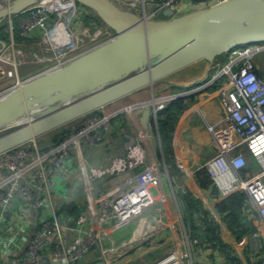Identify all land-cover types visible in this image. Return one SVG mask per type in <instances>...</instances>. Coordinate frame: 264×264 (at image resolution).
<instances>
[{
	"label": "built area",
	"instance_id": "built-area-1",
	"mask_svg": "<svg viewBox=\"0 0 264 264\" xmlns=\"http://www.w3.org/2000/svg\"><path fill=\"white\" fill-rule=\"evenodd\" d=\"M115 1L146 18L170 17L179 9V0ZM216 1L193 2L207 6ZM24 12L30 15L26 20L32 24L30 30H42L45 47L54 49L55 53L60 51L55 66L65 64L73 56L113 35L100 19L98 24L88 25L84 20L75 23L91 12L83 4L74 0H50L32 4L9 16L4 28L6 41L14 40L13 17ZM19 20L16 19L21 34L28 38L29 34L34 35L32 31L23 30ZM55 33L64 39L59 47L56 43L59 44L60 38H53ZM95 39L97 42L93 44ZM12 54L13 49L7 47L1 56L12 60ZM263 54L264 41L235 46L227 62L219 64V69L212 74L211 84L224 77L217 86L211 85L209 91L219 98L238 141L226 143L202 167L206 168L220 196L237 190L244 192L255 204L264 223V73L259 74L257 66L260 67V63L255 64V58H262ZM7 73V70L2 71L4 75ZM175 97L176 94L160 96L151 103L148 123L153 122L152 131L158 137V113ZM142 108L138 104L134 111L130 109L125 117L127 122L114 120L112 115L91 117L78 130L48 149L39 148L33 140V145L26 142L0 154V251L5 246L20 250L11 262L0 264H82L87 257H97L99 264L116 263L113 262L114 251L111 256L110 246L103 243L108 225L128 224L147 210L159 212L156 203L164 198L162 192L158 196L155 194L160 185V169L156 154L151 153L146 143L149 138L155 141L154 135L147 133L148 129H141ZM123 123H130L128 132L131 135L126 134ZM137 127L146 134L139 132ZM117 135L122 138L119 149L111 151L107 142ZM107 136L110 139L107 140ZM239 145H244L248 155L258 164L257 172L250 176L243 173L247 159L238 150ZM95 153L100 156L95 158ZM118 174L120 178H117ZM112 177L117 180L108 190L93 194L95 184ZM72 182L82 183L89 200V216L82 212L75 217L63 208L75 199ZM30 215L34 216L33 220ZM71 230L74 232L72 246L67 238V231ZM253 234L259 240L260 233ZM190 255V250L184 254L173 249L153 264H183ZM255 264H264V254Z\"/></svg>",
	"mask_w": 264,
	"mask_h": 264
},
{
	"label": "water",
	"instance_id": "water-1",
	"mask_svg": "<svg viewBox=\"0 0 264 264\" xmlns=\"http://www.w3.org/2000/svg\"><path fill=\"white\" fill-rule=\"evenodd\" d=\"M48 1H6L0 6V26L4 18ZM74 1L86 6L113 35L0 93V130L17 124L0 134V154L143 87L151 88L198 61L212 63L235 46L264 41V0H218L162 19L139 16L115 0ZM5 46L0 37V52ZM180 95L183 92L176 97ZM149 103L140 118L146 129Z\"/></svg>",
	"mask_w": 264,
	"mask_h": 264
},
{
	"label": "crops",
	"instance_id": "crops-1",
	"mask_svg": "<svg viewBox=\"0 0 264 264\" xmlns=\"http://www.w3.org/2000/svg\"><path fill=\"white\" fill-rule=\"evenodd\" d=\"M3 39L6 40L5 37ZM20 42L22 45H29L31 41ZM223 59L222 55L212 63L204 60L198 61L168 75L170 78H167L165 83L159 85L156 91L154 88L155 93L158 94H162L166 89L168 91L171 87L178 88V90L183 89L181 97L191 96L194 98L183 108L172 130V155L170 156L178 170L170 172L169 164L167 165L162 158L159 161L160 185L155 194L158 196L159 192H162L164 195V198L156 203L160 211H144L125 225H108V233L103 243L110 246L111 256L114 251V256L117 257V260L112 257L113 262H116L115 264H153L155 260L173 249L191 251V255L185 258L183 264H231V256L240 258L242 264H255L257 259L264 254V223L257 213L255 204L249 200L251 207L257 214L254 219L256 229L247 235V239L235 241L215 207L216 202L222 196L214 185V187H201L195 177V172L202 167L208 158L226 143L238 141L234 126L226 118V112L221 106L219 98L209 91V87L214 83H210V78H212L216 68L219 69L220 65L226 62ZM259 62L260 67L257 66V70L263 74L264 63L258 60ZM218 63L220 65H214ZM258 63L257 65H259ZM213 65L215 68L211 70ZM41 70L33 68L30 71L24 70L20 74L21 77L27 78ZM223 79L224 77L218 82L220 83ZM160 81L162 80H158L154 85ZM202 83L206 84L204 86L196 85ZM207 84L210 85L206 86ZM147 88L150 87H143L133 92L135 100L148 98V95L146 96L142 92L143 89ZM126 125L128 128L131 127L130 124ZM106 139L108 140L110 137L107 136ZM120 142V137L117 135L114 139L108 140L107 146L111 151L112 149L118 150ZM146 143L151 153L154 154V146L159 147L158 142L149 138ZM239 146L238 150H241L247 159L243 173L245 176H250L257 172L258 164L248 155L244 145ZM158 152L160 154L161 150L158 149ZM97 156L100 154H96L95 158ZM156 157L158 159L157 153ZM120 177L121 175L118 174L117 178ZM117 178H108L99 184H95L93 194L97 195L100 190H108ZM72 183L74 184L73 191L76 193L75 200H84L86 208L82 212L89 216V200L84 193L82 183ZM184 194H186V198L190 196V206L185 205ZM185 217L199 219L198 224L200 226H204L201 217L212 218L210 221H216L219 225L220 242L213 239L208 240L203 235L201 239L191 236L189 234L191 227L185 222ZM30 219L33 220L34 216L30 215ZM254 232L260 233L259 240L254 236ZM73 237L74 232L72 230L67 231L70 246H72ZM19 253V249L5 246L0 251V263L11 262ZM91 256H95V254H91ZM84 260L85 258L82 263L99 264L97 257L95 259L87 257Z\"/></svg>",
	"mask_w": 264,
	"mask_h": 264
},
{
	"label": "trees",
	"instance_id": "trees-1",
	"mask_svg": "<svg viewBox=\"0 0 264 264\" xmlns=\"http://www.w3.org/2000/svg\"><path fill=\"white\" fill-rule=\"evenodd\" d=\"M195 1V0H191ZM85 22L89 24H98L100 23L99 18L93 14L92 12L89 15L85 16ZM2 27V26H1ZM0 27V37H6V33L4 29ZM16 31V40L18 42L28 40L27 37L21 34V30L17 26L15 27ZM219 58V57H218ZM258 73L260 70H257ZM219 84L218 81L213 83V86H217ZM178 89V88H175ZM194 97L191 96H179L169 100L164 109H162L157 116V131L161 141V152H158L159 161L161 158L168 165L169 171L174 172L178 169L174 162L171 161L172 149H171V138H172V130L177 122V119L183 110V108L188 105V102L191 101ZM83 117V116H82ZM76 120L70 122L65 126H61L56 128L53 131L48 132L44 136L40 137L42 140L44 138H50V142L55 143L58 139L65 138L71 134L72 124H74ZM123 122V121H122ZM126 126V124H121ZM71 129V131H70ZM244 170V168H243ZM195 177L197 183L203 187H211L213 186V182L211 177L209 176L205 167L199 168L195 172ZM214 187V186H213ZM75 200L66 203L63 205V208L67 210L69 213L78 217L82 211L86 208L84 200ZM183 200L186 206H190V196L186 198V194L183 195ZM217 212L222 216V219L225 221L226 227L229 229L231 236L235 241H241L247 239V235L256 229V224L254 223V219L257 217L255 210L251 207L250 201L247 198L246 194L241 191H234L226 196H223L220 200H218L215 204ZM212 218L201 217V220L204 223V226H200L198 224L199 219H191L185 217V222L188 226L191 227V231L189 234L191 236L201 239L202 235L208 240L213 239L220 242V231L219 225L215 221H210ZM94 251V250H93ZM97 256L99 252L96 253ZM231 264H242L240 258L237 256H231L230 258ZM82 264H87L82 263ZM93 264V263H91ZM95 264V263H94Z\"/></svg>",
	"mask_w": 264,
	"mask_h": 264
},
{
	"label": "rangeland",
	"instance_id": "rangeland-1",
	"mask_svg": "<svg viewBox=\"0 0 264 264\" xmlns=\"http://www.w3.org/2000/svg\"><path fill=\"white\" fill-rule=\"evenodd\" d=\"M6 1H8V0H0V6L4 5L6 3ZM203 6H206V5L204 3H202V2L200 3V2H193L191 0H179L178 1V8L179 9L176 11L175 14H180V13H183L185 11H190L192 9H196V8L203 7ZM29 17H30V15H28V12L21 13L20 15L16 16L15 18L13 17L14 25H15L16 28H17L16 19L18 20V18H19L20 19L19 21H20V24H22L23 30H26L28 33L30 31H32V33L34 34V35L29 34L31 36L29 38L27 37L28 40L31 41L29 43V45H27V44L22 45L21 42H18L16 40V37H15L16 31H15V29L13 30L14 31V40L12 42L10 40L6 41L4 39L6 41V45L7 46L5 48H3L1 50V52L2 53L5 52V49H7V47H11L13 49V54H12V56H10V59H12V60H9V59L5 60V59L2 58V56H1L2 53L0 52V93L1 94L4 93L5 91H7L8 89H10L11 87H13L14 85H16V84L20 83L21 81H23L24 77H21L20 72L22 73L24 70L30 71L33 68L34 69L38 68L39 70L40 69L43 70L44 68H47V67L53 65L54 63L57 62V60L60 59V57H56L60 53V51H57L55 53L54 49H52V48L49 49L47 47V45L45 47V41H42L43 40V36H44L43 32H41L42 30H38V29L30 30L31 27H32V24L30 22L26 21L27 19H29ZM8 18L9 17H6V18L3 19L2 23H1L2 27L0 26L2 29L6 28L8 20H9ZM83 20L85 21V17H82L80 20H76L75 23H78L79 21H83ZM18 27L20 29V26H18ZM61 42L62 41H60L59 44L56 43L58 47L60 46ZM95 42H97L96 39L94 40L93 44ZM230 51L231 50H229L225 55H223V57H224L223 60H226V62H227V60L229 58ZM258 60H260L261 62L264 63V54H263V58H260L259 56H257L255 58V64L256 65L258 63ZM226 62H224V64ZM4 70L8 71V73L5 74V75L2 74V71H4ZM263 70H264V68H263ZM167 78H170V77L169 76L164 77L163 79H161L162 81H160L157 84L153 85V87H151V89L150 88L143 89L142 90L143 94H145L146 96L148 95L147 96L148 98H144V100H138V101L135 100V98H134L135 94L132 93L130 95L124 96V97L114 101V103H111L109 105H105L104 107H101V108H98V109L94 110V112L92 114H90L91 113L90 112L88 115H85V116L77 119L76 122H74V124H72V131L70 129L71 133L75 132L80 127H82L86 123V121L89 120L91 117H95V116H101V117L104 116L105 117V116H108V115H112V118L114 120L123 119V121H124L125 117L127 116V113H129L130 109H132V110L133 109H137L138 108V104H141L144 101L148 100V102H150L149 103L150 104L149 105V110H150L151 103H152V101L155 98H157L159 96H162V95H165V96L169 95V94L170 95H175L177 93H182L184 91L183 89L178 90V89H175L174 87H171V88L168 89V91H167V89L164 90V92H162V94L161 93L160 94L155 93L156 88L159 85H162V83H165ZM209 78H210V76H209ZM196 85H199V84H196ZM154 88H155V91H154ZM152 97H153V99L150 100ZM132 110H131V112H132ZM128 124H130V123H128ZM16 125L17 124L8 126L7 128H4V129H1L0 130V134L8 131L9 129H12ZM153 126H154L153 122L151 124L147 123V129H148L147 133L148 132L153 133L154 138H155V142L156 141L158 142L159 147L154 146V149L155 150L157 149L156 152L154 150V154H156V153L158 154V149L161 150V141H160V137L156 136L154 134V132L152 131ZM123 128L125 129V131H127L126 134H129V132L131 130V127L129 129L127 127V125H126ZM137 129H138L139 132H141L143 134H146L145 132H142L138 127H137ZM129 135H131V134H129ZM172 138H173V135H172ZM60 139H58L57 142H55V143L50 142V138H44L42 140L40 137L35 139L34 141L36 142V144H37V146L39 148L41 147L43 149H48V148L58 144L60 141H62ZM121 139L122 138L120 137V140ZM156 139H159V141L156 140ZM34 141H31L28 144L33 145ZM158 164H159V160H158ZM158 168L160 169L159 166H158ZM15 249H17V248H15ZM177 250H179V249H177ZM181 253L185 254L186 251H181ZM114 258H117L116 255L114 256Z\"/></svg>",
	"mask_w": 264,
	"mask_h": 264
},
{
	"label": "bare ground",
	"instance_id": "bare-ground-1",
	"mask_svg": "<svg viewBox=\"0 0 264 264\" xmlns=\"http://www.w3.org/2000/svg\"><path fill=\"white\" fill-rule=\"evenodd\" d=\"M54 37H59V38H60V41H64V39H63L60 35H58V34H56V33L54 34L53 38H54ZM50 38H52V37H50ZM147 101H148V100H146V101H144L143 103L140 104V105H142V107H143L142 110H143V109L145 108V106L148 104ZM141 129L144 130V131L146 130V128H145L143 125L141 126Z\"/></svg>",
	"mask_w": 264,
	"mask_h": 264
}]
</instances>
